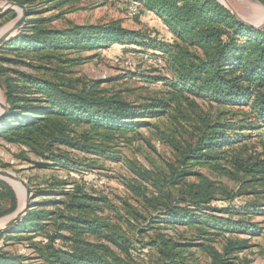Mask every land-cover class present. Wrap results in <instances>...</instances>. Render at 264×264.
<instances>
[{"label":"trees","instance_id":"obj_1","mask_svg":"<svg viewBox=\"0 0 264 264\" xmlns=\"http://www.w3.org/2000/svg\"><path fill=\"white\" fill-rule=\"evenodd\" d=\"M71 1L0 0L28 9L22 32L0 48V88L9 106L0 139L40 158L42 164H35L27 152L20 157L36 169L69 174L94 169L72 159V152L108 158L111 151L104 139L150 130L152 121L178 125L184 121L194 129V139L185 146L169 141L177 159L168 175L142 166L130 168L138 178L129 185L137 207L126 202V214L116 217L140 237L147 230L135 229L132 221L146 223L155 232L148 242L136 235L139 245L131 244L120 232V223L115 225L104 213L113 208L109 197L88 192L83 178L72 183V191L66 190L67 181L53 179L42 189L29 178V185L36 186L33 208L18 226L0 235V264H30L29 258L8 251L24 243L40 264H138L112 246L135 255L151 250L150 264H194L193 247L204 248L202 241L211 244L225 234L230 236L222 252L206 245L211 264H246L236 254L249 248V242L234 237L254 232L256 226L247 217L264 214L263 206L256 201L236 209L213 206L219 187L201 170L240 176L243 187L256 186L250 195H264V151L249 155L244 150L250 139L264 140V28L243 25L218 0H115L126 7L133 1L141 4L137 17L147 15L161 22L173 36L171 44L128 30L120 21L52 28L63 14L44 17V9H34L38 2L42 6L53 2L55 10ZM38 12L42 13L33 15ZM16 17L14 11L1 16L0 27ZM114 45L158 52L169 59L173 77L151 78L163 85L156 98L133 104L103 90L101 81L65 80L63 75L72 67L93 58L81 54ZM74 54L78 57H69ZM206 105L214 113L205 115ZM244 110L247 113L240 117ZM224 193L230 202L235 198ZM245 194L243 189L237 196ZM18 207L15 191L0 181V219ZM218 213L228 218L217 217ZM175 226L194 230L199 238L159 233Z\"/></svg>","mask_w":264,"mask_h":264},{"label":"rangeland","instance_id":"obj_2","mask_svg":"<svg viewBox=\"0 0 264 264\" xmlns=\"http://www.w3.org/2000/svg\"><path fill=\"white\" fill-rule=\"evenodd\" d=\"M115 1V0H114ZM113 0H74L64 3L58 9L53 10V2L47 6L36 4L34 9L43 10L44 17H52L53 15L63 14L60 20L54 21L51 24L52 28L69 29L73 26L107 24L113 21H120L122 26L128 30L142 31L154 39L166 41L167 43L173 42L172 34L167 31L161 22L148 18L147 15H140L135 19H129L127 16L126 5L122 2H114ZM235 11L246 21L256 26L264 28V4L259 0H227ZM20 12L17 11V17ZM42 12L34 13L37 15ZM28 18V17H27ZM14 20L3 22L0 27V33L12 28ZM145 53V54H144ZM82 57H93L89 62L82 65L72 67L69 73L64 74L65 80L80 79L82 82L86 81H101L103 82L102 89L119 97L125 99L130 103H146L151 99L156 98L161 91H163L162 83L157 84L152 80V77H173L171 71V64L168 58L163 57L158 52L148 51L140 52L136 50H127L119 45H114L109 49H100L93 52L81 54ZM70 58L78 57V55H70ZM1 100H5L3 91L0 88ZM214 113L213 109L208 105L204 107V114L209 115ZM247 111L244 110L240 117H244ZM197 120V119H196ZM198 122V121H197ZM154 127L152 129L141 128L133 133L117 136L110 141L103 140V145L108 146L111 151V156L97 157L92 154H82L72 152L71 158L83 161L86 164L93 165L94 169L84 172L81 170L79 174L64 171H57L56 173L42 171L36 169L33 164L21 161L20 157L23 152H27V148L10 145L0 139V170L11 172L20 175L26 182L31 178L34 180V185L45 189L48 187V182H53V179H60L67 181L69 184L66 186L67 191H72V183L84 179L87 185L88 192L101 194L109 197L113 208L105 210V215L112 218V223H120L121 233L134 244V239L139 236L143 242H148L155 232L150 231L146 223L143 221L135 224L132 221L135 229L143 228V236L133 229L129 230L125 223L117 220L116 214L125 212V203L136 206L133 200V193L130 192L129 185L133 183L136 178L135 174L131 172L132 166H142L145 169L155 170L156 172L171 173V166H176L177 154L171 147L169 141L187 145L194 139V129L190 124L181 122L182 124H173L167 120L160 122H151ZM157 125V126H156ZM82 132L84 129H79ZM245 133H250L244 131ZM249 135V134H248ZM169 139V140H168ZM245 152L251 155L254 152L262 153L264 151L263 138L254 137L249 140L245 146ZM27 157L33 160L35 164H42L40 158L35 157L33 154L27 152ZM3 165H9L7 168H2ZM233 171V170H231ZM21 172V173H18ZM201 173L214 181L218 187L217 201L213 202V206L217 208H224L231 205L234 209L243 207L248 202L256 201L261 203L264 209V195H250L251 190L255 187L242 185L240 176L224 175L219 172L211 171L209 169H202ZM160 177L164 178L162 174ZM190 182L194 180L190 179ZM35 192L36 186H31ZM244 189L247 194L238 197ZM150 190L153 191L151 186ZM12 189L15 191L18 204L21 206L25 203V191L20 185H13ZM231 194L235 197L231 202L227 200L225 193ZM148 196L149 193H148ZM34 202V200H32ZM137 207V206H136ZM140 208V207H139ZM145 216H149L150 212H144ZM217 217L227 219L225 214H215ZM247 219L250 220V225L256 226L253 233L242 234L235 236L239 240L248 241L249 248L238 252L240 262L246 264H264V214L248 215ZM0 224V227L6 222L7 219ZM213 232V230H210ZM162 235H169L175 239L184 237L187 239L199 238V234L194 230H187L181 226L169 227L166 230H160ZM214 237L213 243H204V248L193 247L191 252L192 262L194 264H211V258L206 245H211L218 251L222 252L226 239L230 235ZM208 238L207 236H205ZM226 237V238H225ZM0 244L2 242L0 241ZM112 249L119 255L128 257L133 262L138 264H150L154 257V252L151 250H143V253L138 255L130 253H121L115 247ZM8 251L14 254L22 255L30 260V264H40L37 255L27 248V244L18 245L8 248ZM137 252V250H136ZM140 255V257H138Z\"/></svg>","mask_w":264,"mask_h":264},{"label":"water","instance_id":"obj_3","mask_svg":"<svg viewBox=\"0 0 264 264\" xmlns=\"http://www.w3.org/2000/svg\"><path fill=\"white\" fill-rule=\"evenodd\" d=\"M223 6H225L231 14L243 25L255 28L262 29V26H256L252 23L246 21L242 18L235 9L229 4L227 0H218ZM10 11L17 13L19 11V17H16L11 29H8L0 36V48L8 43L10 40L16 38L25 27L28 16V9L26 6L20 5L15 2H3L0 4V17L7 14ZM9 113V106L4 100L3 103H0V127L3 120L7 117ZM0 181H3L13 187V185H20L25 191V203L19 205L18 209L11 214L10 216L5 217L6 222L0 227V235L8 233L13 228L18 226L26 217L29 210L33 208V201L35 200L34 192L32 187L26 182L20 175L0 170Z\"/></svg>","mask_w":264,"mask_h":264},{"label":"built area","instance_id":"obj_4","mask_svg":"<svg viewBox=\"0 0 264 264\" xmlns=\"http://www.w3.org/2000/svg\"><path fill=\"white\" fill-rule=\"evenodd\" d=\"M141 7V4H139L138 2H130L126 7L128 18L135 19L139 15Z\"/></svg>","mask_w":264,"mask_h":264},{"label":"bare ground","instance_id":"obj_5","mask_svg":"<svg viewBox=\"0 0 264 264\" xmlns=\"http://www.w3.org/2000/svg\"><path fill=\"white\" fill-rule=\"evenodd\" d=\"M4 33V31L2 32V33H0V36L2 35ZM4 101L3 100H1V97H0V103H3ZM5 220H2V221H0V224L2 223V222H4Z\"/></svg>","mask_w":264,"mask_h":264}]
</instances>
